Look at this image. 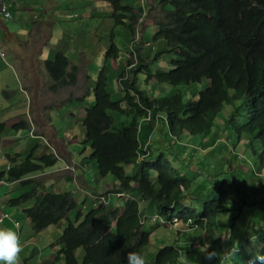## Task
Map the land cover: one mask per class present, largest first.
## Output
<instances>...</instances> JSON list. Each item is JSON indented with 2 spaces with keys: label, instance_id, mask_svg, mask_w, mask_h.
Returning <instances> with one entry per match:
<instances>
[{
  "label": "trees",
  "instance_id": "trees-1",
  "mask_svg": "<svg viewBox=\"0 0 264 264\" xmlns=\"http://www.w3.org/2000/svg\"><path fill=\"white\" fill-rule=\"evenodd\" d=\"M106 1L112 8L113 26L105 61L121 58L114 43L118 27L127 29L131 38L138 39V45L129 44L124 52L125 66L117 69L120 95L117 101L111 98L108 70L102 66L92 89L93 103L87 107L86 97L76 99L75 103L85 108L84 143L91 149L89 160L95 163L97 176L110 175L116 179L114 187L106 193L128 197L113 208L93 207L86 215L79 211L74 219L70 214L78 203L71 191L41 194L33 186L10 201V205L18 208L30 202V207L22 212L30 218L36 233L66 221L57 244L50 246L59 247L51 264H127V253L143 255L153 228L172 224L175 219L180 221L172 224L177 230L187 226L194 233L178 231L181 238L169 241V246L156 252L152 264H183L182 247L193 253V246L204 231L208 238L201 239L211 242L214 250L222 254L219 239L211 237L214 226L222 225L226 217L231 221L238 218L236 221L240 223L228 230L229 235L233 234L232 245L239 246L238 256L232 261L243 258L244 264H249L257 253L264 255V198H260L264 195V184L256 181L261 178L257 174L264 173V0H158L160 14L153 42L165 40L167 49L157 52L149 61L140 55L137 27L141 15L120 0ZM165 54L173 57L170 69L163 72L158 68L153 74L152 66ZM70 65V59L62 52L44 61L45 72L52 82L51 93L77 85L79 68ZM204 80L207 89L187 104L180 94L158 97V85L181 87ZM152 82L156 86L154 93L149 92ZM158 122L166 125L167 147L150 145L155 130L161 132ZM6 129L5 124H0V135ZM13 129L26 130L27 124L21 121ZM214 132L226 138L235 150L245 140L253 160L245 158L244 162L254 171L219 179L220 173L212 168L207 186L192 193L194 182L186 171L178 169L180 155H187L190 147L180 148L185 153L179 151V155L169 149L186 139L203 140ZM21 156L17 154L14 159L8 156L13 166L0 171V182L21 181L53 167L59 160L53 153L34 156L33 149L18 163ZM140 156L143 160L138 164ZM128 165L135 166L131 175L123 167ZM236 176L240 177L233 181ZM21 183L27 185L32 180ZM130 192L139 197L133 198ZM102 197L97 195V200ZM141 203H145L144 208ZM148 215L153 222L151 228L147 225ZM81 219L84 220L78 223ZM250 225L254 237L248 254L246 227ZM81 250L82 261L77 257Z\"/></svg>",
  "mask_w": 264,
  "mask_h": 264
},
{
  "label": "rangeland",
  "instance_id": "rangeland-1",
  "mask_svg": "<svg viewBox=\"0 0 264 264\" xmlns=\"http://www.w3.org/2000/svg\"><path fill=\"white\" fill-rule=\"evenodd\" d=\"M82 1H86L88 4L90 3L89 7L94 9V13H98L97 18L89 20V23L87 24L89 29L85 35L86 41L83 44V49L81 50V43L79 41L80 30L82 28L79 25L81 24H76V26H74L68 18H63L62 21L58 23L57 33H55L54 39L46 41L45 49L49 51V55L46 58L47 60L52 59L57 52L63 53V51H59L60 49L66 50V52H64L65 55L73 62L79 63L83 61L87 76L82 70L83 74L78 75V83L75 87L63 89V91L54 96L44 93L41 89V83L33 84L32 100L38 107L44 109V111L39 110L34 111V113L31 112V127L33 124L35 126V131L32 134H40L46 138V140L31 137L29 127L19 133L10 128L6 133L0 135V171L6 170L10 166V163L5 158L6 153H21L23 161L27 158L28 153L32 149L34 150V156L53 153L48 145L55 150V153L59 155L58 163L42 172L29 175L28 178L32 180V183L27 185L19 184L17 187L18 191H15V196H20L22 193L29 192L33 186L37 187L38 193L41 194L46 192L62 193L65 191H71L77 197L76 201L78 203V208L70 214L72 219L75 218L79 211L86 215L92 207L100 206L95 198H93L94 202L92 201L91 196L94 193L99 192L100 194L98 195L105 197L107 204L104 207L107 208L116 207L117 204L121 203L120 199L123 200L128 197V195H126L123 198H116L112 197V195L110 196V193H106L114 187L113 184L116 183V179L110 175L105 178H99L97 176L96 165L93 161L89 160L91 149L84 143L85 130L82 125V118H84L83 109L85 108L84 106L77 105L75 100L86 97L87 107L93 103L91 90L94 87L95 80L101 67L106 66L108 70V91L112 95V100L117 101L120 95L117 84V75H114L116 73H114L113 70L114 68H120L123 64V61L125 60L124 52L129 44H132L131 47L138 45V39L131 38L127 29L124 27L116 28V38L114 43L120 50L121 58L118 61L111 60L114 62V65L111 61L105 62L104 54L111 43L110 32L113 25L112 8L107 16L106 11H108V5L104 1L75 0L78 4ZM157 1L158 0H121L122 5L127 4L136 7L140 4V8L135 10L136 13L143 15V19L139 20V25L137 27L140 32L139 47L141 49L140 55L147 61L153 58L157 52L167 49L165 40L153 42V36L157 31V27L149 25L151 20H154V22L157 23V18L160 14V5ZM29 6L39 9L40 12L43 10L40 4H30ZM108 8L110 9V6ZM107 18L109 19L110 24L105 23ZM143 31L145 32L144 34ZM35 36L36 35H34V37ZM130 40H133V43H129ZM41 41L42 39L40 38V42ZM140 43H143V46H141ZM12 52L13 51L9 50L10 55ZM172 58L171 54L161 56L152 66V73H156V69L158 68L162 69L163 72H168ZM9 59L10 57L8 55L5 60L9 62ZM116 66L119 67L117 68ZM40 69V67L36 66L37 72H40ZM17 83L10 84L15 91H18L19 87L22 88V85H25L26 82L24 80L23 82ZM140 83L143 84V81ZM153 83L154 82H152L151 85ZM49 85L52 86V83L50 82ZM207 85L208 83L206 80L198 84L181 87H161L158 85L157 88L160 92L158 97H170L175 94H180L184 103L187 104L190 101L197 99V95L207 89ZM143 87L146 88L145 85H143ZM154 88V86H151L149 92L154 93ZM70 100H72L71 103H69ZM13 105H18V109L26 107L25 94L17 92L14 97L10 96V94H3V96L0 97V109H5L8 106ZM223 115L224 112L220 116ZM157 127L161 132L157 131L155 133V140L157 141L156 143H158L156 144V147L159 145L167 147L168 143L166 137L160 135V133L165 130L166 125L163 124V122H158ZM16 134L19 135L14 137V143L3 142L2 136H12ZM186 145L190 147V151L187 155H180L179 159L181 163L179 164L178 169L186 171V174L191 178V181L194 182L192 193H196L197 190H199V187H202L203 185L207 186V181L211 180L210 172L212 168H216L220 173L219 179H230L233 175H247V173L254 171L246 161L244 162L245 158L249 161H251L250 159L253 160L252 151L248 148L245 140L241 142L240 149L235 150L226 138L220 137L218 132H214L211 136H208L203 140L202 138L196 140L189 139V141H186L179 146H174L173 148L170 147L169 152L179 155L178 152L181 151L183 154L185 153V150L180 148H186ZM186 160H189L188 163L183 164ZM174 164L177 165V162L175 161ZM228 166H230V168H228ZM126 172L132 174L134 168H126ZM218 172H216L217 176H219ZM238 177L240 176L234 177L233 181H236ZM82 179H84L88 185L85 186ZM256 181L259 184H264L263 177L256 179ZM38 182H40V186ZM3 189H5V187L1 188V190ZM111 197L113 199H111ZM260 198H264V195ZM28 205H30V202L22 205V207L25 208ZM144 207L145 203H141V208ZM12 209H19L22 211L20 207H12ZM83 220L84 219H81L78 223ZM235 221H231L230 217L224 218L222 225L214 226L213 231L215 232V236L220 235L221 233L225 234L231 227L240 226V223ZM152 223L151 216H149L147 221L149 228L152 227ZM65 225L66 221L63 220L59 225H51L47 227L46 230L39 233L31 232L37 250L42 256L41 259L37 258V256L32 258L31 262L33 264L42 262L44 256L51 255V252L57 253L59 251V247L49 249L48 247H44V244H46V242H51L53 245L57 244L61 235V230ZM4 226L5 224L1 229H3ZM221 226H225L226 228ZM25 228L26 230L29 229V227ZM178 231H180L181 234L183 232L188 234L194 233L192 230H189L187 226L180 227L179 230H177L176 227L170 223L165 224L164 227L153 228V232L151 231L150 244L143 250V252H141L143 253L147 264H152L156 252L165 246H169V241H172L175 238H181L182 235L178 234ZM205 238L208 237L205 235ZM211 238L213 239V236ZM223 238L224 236H222V239ZM212 248L213 245L208 247L209 251L207 252H212ZM182 249V253H186L187 258L190 257L188 261L190 260L192 264H195L194 259H196L197 263L201 264L207 262L210 263L212 261L205 259L204 253H187L188 249L186 250L184 246ZM225 251H228V249H225ZM77 257L82 260L83 250L79 251ZM226 259L227 258H224V260Z\"/></svg>",
  "mask_w": 264,
  "mask_h": 264
},
{
  "label": "crops",
  "instance_id": "crops-1",
  "mask_svg": "<svg viewBox=\"0 0 264 264\" xmlns=\"http://www.w3.org/2000/svg\"><path fill=\"white\" fill-rule=\"evenodd\" d=\"M101 1H104L108 5L107 6L108 11H106L108 16V14L111 11V5L106 0H101ZM30 4H34V5L40 4L41 8L43 9L42 12H40L39 9L30 7L29 6ZM89 4L86 1H82L80 4H78V2H75V0H19V7L14 10V16H15L14 20H4L0 17V42L2 43V50L5 51L7 55L6 58L8 57V55L10 57L9 62H7L0 55V97H2L3 94H7V93L10 94V96L14 97L17 92L25 94L26 97V107H24L23 109H18L17 108L18 105L8 106L5 109H0V124H6L8 126L7 130H9L10 128L12 129V126L18 124L21 121H24L27 123V127H29L30 131L32 132L35 131L34 124L31 127V119H30V116H32L31 112L34 113V111H39V110L44 111V109L38 107L32 100L33 84L41 83L42 91L51 96H54L55 94H58L59 92L63 91L62 89L55 94L50 92L49 88L51 85H49V83L51 82V80L46 74L43 66L44 61L47 60L46 58L49 55V51L45 49L46 41L47 40L50 41L54 39L55 33H57L58 23L61 22L63 18H68L72 23V25L74 26H76V24H81L79 25L80 27H82L80 30L79 41L81 43L80 46L82 50L83 44L86 41L85 35L89 29L87 24L89 23V20L96 19L98 16V13H94V9L89 7ZM109 6L110 9L108 8ZM151 22L152 21H150L149 25L153 26L154 24ZM105 23L110 24L108 18L105 20ZM34 35L36 36L34 37ZM40 38L42 39L41 42H40ZM9 50L13 51L11 55L9 54ZM59 51H63V53L66 52V50H62V49H60ZM127 51L128 48L126 49V52ZM70 61H71L70 68L72 65H76L79 68V72H80L79 75L85 73L87 76V73L85 72L84 69L83 61L79 63H75L72 60ZM125 62L126 61L124 60L123 64L120 66L121 68L122 67L124 68ZM111 63L114 65V62L111 61ZM36 66L41 68L40 72H37ZM116 67L118 68L119 66ZM113 72L116 73L114 75H117V69L114 68ZM22 78L26 82L25 85L23 84L22 88L19 87V90L15 91L10 86V84L23 82L24 80ZM151 86L156 87L153 84ZM21 131L22 130L18 131V133ZM157 131L158 130L156 129L153 136L151 137L150 145L153 144L156 146V144H158L156 143L157 141L155 140V133ZM165 132L166 130L160 133V135L166 137ZM18 135L19 134L12 136H2L3 142L14 143L15 142L14 137ZM35 135L38 136L37 137L38 139L44 138L40 134L35 133ZM43 140H46V138H44ZM48 146L50 147L51 150L53 149L50 145ZM147 150H150V146L147 148ZM123 167L126 169V168H133L135 166L128 165ZM127 174L131 175L130 173ZM257 176L263 177L264 179V173L263 175L261 174ZM27 179L29 178L28 177L24 178V180ZM82 180L85 186L88 185L87 182L84 181V179ZM19 184H22L21 181L7 182L3 180V182H1L0 213L9 214L12 217V219L18 221L21 224V229L17 232L20 235V244L22 248L21 252L19 253L20 255L19 264H33L31 262L32 258L37 256V258L41 259L42 256L40 255V252L37 250L35 242L33 241L34 237L31 235V232H33V230L31 227L30 220L25 216V214H23L22 211H20L19 209L13 210L12 206L10 205V201L19 197V196H15V193L18 191L17 187ZM2 187H5V189L1 190ZM22 194H20V196ZM98 194L100 193L98 192L92 194L91 196L92 201L93 198L97 197ZM124 196L126 195H117L116 198H123ZM120 201L123 200L120 199ZM119 205L120 204H117L116 206ZM28 207H30V205L26 206L25 208ZM20 208L22 210L24 209L22 206ZM25 227H29V229L26 230ZM224 228L226 227L224 226ZM3 229H11L13 231H16L12 221H6ZM246 229L249 234L250 245L246 246L245 249H246V253L249 254L252 246V238L254 236L251 234L252 233L251 225L246 227ZM222 236H224L223 239ZM232 236L233 234L229 235L228 232H226L225 234L221 233L220 235H217V238L219 239L220 242V248L230 249L233 246L232 242L230 241V238ZM201 241L202 239L199 237V239L195 242V244L201 245ZM50 246H52L51 242H46V244H44V247H48L49 249H51ZM54 254L55 253L51 252V255L44 256L42 262L36 264H51L54 259ZM240 259L246 260L243 258Z\"/></svg>",
  "mask_w": 264,
  "mask_h": 264
},
{
  "label": "clouds",
  "instance_id": "clouds-1",
  "mask_svg": "<svg viewBox=\"0 0 264 264\" xmlns=\"http://www.w3.org/2000/svg\"><path fill=\"white\" fill-rule=\"evenodd\" d=\"M157 3H158V1H157ZM137 8H140V4L138 6H136V7H133L134 11L137 10ZM140 19H143V15H141ZM157 20H158V18H157ZM151 21L153 22L154 26L157 27V23H155L154 20H151ZM0 51L1 52H5V51L2 50V43L1 42H0ZM128 58L129 57H127V59ZM6 127H8V126L6 125ZM12 129H13V126H12ZM6 131H7V129H6ZM32 133L33 132L30 131L31 137H34V138L38 137L37 135L32 134ZM52 151H53V154L57 155L58 158H59V155L57 153H55V151L53 149H52ZM147 151H148V153H150V150H147ZM17 154H21V153H16V154L6 153L5 154V158L8 159V156H11V159H14ZM141 160H143V156H140V158L138 159V164L140 163ZM20 162H22V156L18 160V163H20ZM12 166H13V163H10V166L8 167V170ZM21 181H24V179L21 180ZM1 182H3V181H1ZM1 182H0V184H1ZM130 193L133 195V198L139 197L138 195H136V194H134L132 192H130ZM94 198L100 204L99 207H101V206L104 207L107 204V201H106L105 197H102L99 200H97V197H94ZM125 199H127V198H125ZM125 199H123V200H125ZM5 214H7V213H5ZM7 215H8V219H6L4 221L3 225L6 223V221H12L16 231H13L11 229H1L0 228V264H19V253L21 252L22 248H21V244H20V235L17 232L21 229V224L18 221L12 219V217L9 214H7ZM28 219L30 220V218H28ZM178 222H180L179 219H175L172 222V224L175 225ZM190 222L191 221H189V223ZM205 235H206V232L204 231L200 238H202V239L205 238ZM216 238H217V235L215 236V232H214L213 233V239H216ZM208 244H210V245H208ZM211 245H213V244H211V242L202 240L201 241V245L194 244L193 252H195L197 254L204 253L205 254V259L212 260L211 263H213L214 261H220L221 264H236V263L244 264L246 262V260H241V259H238V258H236L234 261H232L233 258L238 256V253H239L238 244L237 245H233L230 249L226 248V249H228V251H225V248H221L222 254L218 253V252H216L214 250V245H213V248H212V252H207V251H209L208 247H210ZM181 257H182V260H183V264H190V262L187 259L186 253H181ZM224 258H227V259L224 260ZM126 261H127V264H146L144 256L142 254H140L139 252H129V253H127ZM256 261H260L261 264H264V255H261V254L257 253L256 256L253 258V260L249 262V264H255ZM229 262H231V263H229Z\"/></svg>",
  "mask_w": 264,
  "mask_h": 264
},
{
  "label": "built area",
  "instance_id": "built-area-1",
  "mask_svg": "<svg viewBox=\"0 0 264 264\" xmlns=\"http://www.w3.org/2000/svg\"><path fill=\"white\" fill-rule=\"evenodd\" d=\"M19 7L18 0H0V17L4 20H14V10ZM2 58H6V53L0 51ZM8 219L7 214L0 213V228L4 221Z\"/></svg>",
  "mask_w": 264,
  "mask_h": 264
},
{
  "label": "bare ground",
  "instance_id": "bare-ground-1",
  "mask_svg": "<svg viewBox=\"0 0 264 264\" xmlns=\"http://www.w3.org/2000/svg\"><path fill=\"white\" fill-rule=\"evenodd\" d=\"M81 101V100H80ZM83 101V100H82ZM77 198V197H76Z\"/></svg>",
  "mask_w": 264,
  "mask_h": 264
}]
</instances>
